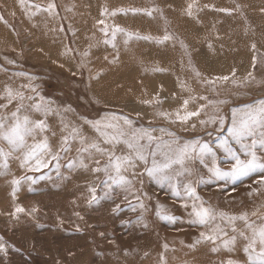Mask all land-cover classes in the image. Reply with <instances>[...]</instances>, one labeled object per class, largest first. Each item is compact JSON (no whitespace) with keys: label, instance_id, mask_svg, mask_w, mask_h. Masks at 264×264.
Segmentation results:
<instances>
[{"label":"rangeland","instance_id":"obj_1","mask_svg":"<svg viewBox=\"0 0 264 264\" xmlns=\"http://www.w3.org/2000/svg\"><path fill=\"white\" fill-rule=\"evenodd\" d=\"M6 89L24 99L9 102ZM40 97L54 109L48 130L36 137H47L49 165L40 171L21 167V150L0 167V264H244L243 240L229 252L219 240L201 239L208 228L190 222L193 200L182 185L191 183L218 213L246 212L260 224L264 174L217 180L208 171L211 157H205L207 166L193 159L186 162L189 171L180 169L172 181L181 193L175 196L168 181L153 180L145 163L134 160L123 173L130 183L113 186L90 206L87 186L103 195L100 181L106 178L91 169L97 161L100 167L107 163V152H79V138L62 146L68 135L62 128L76 127L86 143L112 151L88 122L118 123L129 131L123 119H113L127 118L131 128L149 129L173 148L194 140L209 144L217 166L227 170L231 161L216 146L227 137L233 109L264 100V0H0V116L10 119L18 104L27 109ZM197 111L187 121L177 118ZM0 147L8 146L0 141ZM114 150L129 154L124 144ZM257 155L264 161V152ZM79 158L87 169L69 167ZM151 162L149 155L147 167ZM158 211L175 219H161ZM216 223L223 224L219 217Z\"/></svg>","mask_w":264,"mask_h":264},{"label":"snow or ice","instance_id":"obj_2","mask_svg":"<svg viewBox=\"0 0 264 264\" xmlns=\"http://www.w3.org/2000/svg\"><path fill=\"white\" fill-rule=\"evenodd\" d=\"M51 7V5H50ZM192 5H189V9ZM123 11V10H121ZM136 11V10H133ZM114 14V13H113ZM189 15L191 12L189 11ZM116 31L122 32L123 29L117 28ZM113 39H115L116 32H113ZM129 37L131 34L126 33ZM148 39L149 37H142ZM169 37L165 36L164 39ZM127 42V41H126ZM108 43V41H105ZM227 79V77H224ZM35 92V88H32ZM6 94L11 100L19 98L21 101L24 99L22 93H14L11 89H6ZM38 95V94H37ZM29 100H33L32 96L28 97ZM188 101L184 102L187 106ZM23 110V111H22ZM40 113L44 119H33L28 112ZM54 111L50 106V103L45 101L43 97H40L39 101H34L32 104L25 106L21 103L17 105L15 111L10 113L9 117L0 116V141L7 144V150L0 147V160L3 164L0 167H7V159L17 151H23V160L21 161V167L29 166L30 171H40L41 168H47L49 161L45 159L47 155H50V147L47 141V137L43 136L41 140L36 141L37 135H42L48 130L47 116ZM161 115H166L161 113ZM199 112H187L184 116H180L177 113V118L182 121H187L191 116H197ZM123 119L124 124L129 127V131H125L118 123H102L101 121L88 122L92 124L95 130L103 138V142L111 144L113 146L112 151L102 149L98 143H86L85 138L80 134V130L76 127L68 129L65 124L62 131H67L68 135L62 138V146L66 145L70 139H80V143L83 145L79 152H90L94 149L101 155L107 152L108 161L103 167H100V162L97 161V167L92 168L93 173H104L105 179L100 181L105 191L103 195L97 194V186L89 184L87 186V192L89 198L87 203L92 204L99 203L100 200L108 197L109 190L113 186H124L130 182L123 175L127 171L128 167H134V160H139L145 163V171L147 175L157 182L168 181L172 187L173 195L179 196L181 193L177 190V185L172 183L177 176L182 175L183 171H189L186 167V162L193 159H199L201 164L207 166L205 157H211V165L208 166V171L212 177L217 180H226L227 182H236L243 178L250 177L253 174H264V161L257 155L258 151L264 152V100L257 101L255 105H246L242 109H233L232 120L230 126L227 128V137L221 138L217 144V148L221 149L226 154V159L231 161L230 167L224 170L217 166L216 154L213 148L207 143H201L199 140L191 142H185L182 146L172 147V144L166 141L158 142V138L153 137L151 131L145 128L133 129L131 128L132 122L127 118H113ZM204 123V121H201ZM221 129L224 126V120L221 117L219 120ZM110 130V131H109ZM163 131V130H161ZM169 135H172L169 133ZM32 137L33 143L27 144V138ZM250 141V142H249ZM239 146V153H242L245 157L241 158L237 150L233 147ZM174 143V142H173ZM118 144H124L129 150L127 155H116L115 146ZM155 144V147L151 146ZM63 150H67L63 148ZM152 157L151 167H147L148 156ZM160 159H157V157ZM52 159H59L58 154L53 155ZM174 166H179V169ZM69 167H80L87 169L88 165L85 164L83 158H79L78 162H69ZM58 171V166H57ZM44 176L38 177V179H44ZM32 183L36 182L33 177H27ZM201 179L197 183H203ZM13 185H18V180L12 181ZM260 183L264 184V175L260 177ZM184 194L193 200L192 211L190 213L193 224L203 225L208 228V232H201L200 237L203 241H209L213 244L219 240L221 246L231 252L235 251L236 244L239 240H243V252L246 254V260L244 264H264V223L256 224L249 220L248 213H241L240 215H226L222 212H217L211 206H205L200 200V197L196 195V189L191 183H185L182 185ZM16 189H13V194ZM254 191H256L254 189ZM143 208V204L139 205ZM187 207V205H185ZM119 206L113 211H117ZM135 211V208L132 209ZM17 212H22L24 209L17 208ZM157 215H160L161 219L173 220L174 217L161 215L158 211ZM255 215V213H253ZM217 217L223 222V224L216 223ZM264 221V216L260 218ZM237 221L242 222V226L237 225ZM230 228L231 235L225 228ZM201 241L198 240L197 243ZM3 244H0V250L3 249ZM213 251H217V248H213ZM227 264H240L237 260L229 259Z\"/></svg>","mask_w":264,"mask_h":264}]
</instances>
